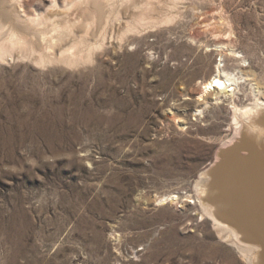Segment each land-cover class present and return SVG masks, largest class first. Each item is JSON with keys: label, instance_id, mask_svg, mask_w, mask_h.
I'll list each match as a JSON object with an SVG mask.
<instances>
[{"label": "rangeland", "instance_id": "rangeland-1", "mask_svg": "<svg viewBox=\"0 0 264 264\" xmlns=\"http://www.w3.org/2000/svg\"><path fill=\"white\" fill-rule=\"evenodd\" d=\"M104 1L54 48L0 56V264H253L198 183L240 129L232 102L264 100V0ZM219 63L259 90L205 104Z\"/></svg>", "mask_w": 264, "mask_h": 264}, {"label": "bare ground", "instance_id": "bare-ground-1", "mask_svg": "<svg viewBox=\"0 0 264 264\" xmlns=\"http://www.w3.org/2000/svg\"><path fill=\"white\" fill-rule=\"evenodd\" d=\"M49 1L50 12L58 11L57 14L53 12L56 17L47 18V15L42 17L36 13L35 19H29L25 6L30 5V0H0L1 57L8 54L7 44H15L16 41L21 43L28 38L37 39L39 46L43 45L42 48L44 45L54 48L61 39L60 37L58 40L59 35L70 34L71 22L74 21V13L77 9L80 7L86 9V5L89 6V3L93 2L96 10L100 12L108 5L104 0H62V4L59 3L60 0ZM60 8H63V13L59 12ZM84 14L82 13V16ZM219 47L222 55L223 46L220 44ZM70 48L72 46L65 49L64 53L68 52L66 57L73 59L76 56ZM41 54V57L39 56L41 62L50 60L51 55L47 56L44 52ZM234 56L241 57L238 53ZM240 71L241 74L231 72L219 63L215 73L202 82L201 100L206 104L209 96L217 103H221L223 97L234 99L242 80L251 81L254 90H259L260 87L254 79L249 80L252 73ZM232 104L235 111L234 119L240 125V129L221 146L228 149L223 163L214 173V181L208 184L209 169L201 174L202 180L198 183L200 201L210 205H208L209 215L220 232L234 237L235 243L243 252L251 253L252 257L254 256L253 264H264V100L256 97L254 103L245 107L237 105L235 101ZM241 118L246 120V127L241 125ZM243 151L248 154L243 155ZM217 162H221L218 154L212 166ZM177 199H179L178 195L171 194L161 197L160 201L166 203Z\"/></svg>", "mask_w": 264, "mask_h": 264}, {"label": "water", "instance_id": "water-1", "mask_svg": "<svg viewBox=\"0 0 264 264\" xmlns=\"http://www.w3.org/2000/svg\"><path fill=\"white\" fill-rule=\"evenodd\" d=\"M228 148H220L218 151V155L220 157V161L221 162H217L214 166H211L209 169V180H208V184L213 180L214 181V177H215V172L218 169V167L221 165V163H223L225 156H226V152H227Z\"/></svg>", "mask_w": 264, "mask_h": 264}]
</instances>
